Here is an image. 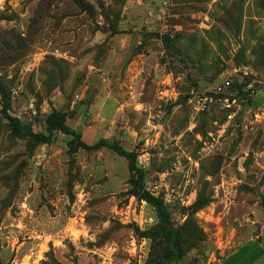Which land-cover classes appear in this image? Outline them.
I'll use <instances>...</instances> for the list:
<instances>
[{
	"label": "rangeland",
	"instance_id": "374dc122",
	"mask_svg": "<svg viewBox=\"0 0 264 264\" xmlns=\"http://www.w3.org/2000/svg\"><path fill=\"white\" fill-rule=\"evenodd\" d=\"M0 264H159L162 199L178 264H264V0H0ZM204 205L192 212L196 202Z\"/></svg>",
	"mask_w": 264,
	"mask_h": 264
},
{
	"label": "trees",
	"instance_id": "16d2710c",
	"mask_svg": "<svg viewBox=\"0 0 264 264\" xmlns=\"http://www.w3.org/2000/svg\"><path fill=\"white\" fill-rule=\"evenodd\" d=\"M74 3L81 5L83 0H73ZM0 101L1 112L8 122L12 133L20 137H29L37 144L51 143L53 133L60 131L72 135L68 141V153L72 154L79 149L88 151H96L100 148H108L120 156H124L128 160L130 170L137 175L136 183L141 185L143 179V172L134 164L135 155L128 151L120 142L101 138L93 144H86L81 139V133L71 130L67 124V116L60 110H53L45 118V132L34 133L26 131L22 127L20 119L10 113L11 100L8 92L3 84L0 83ZM144 200L152 204L159 213V224L153 231L140 232L141 237L151 238L157 245H161L159 257V264H178L183 255L196 244L189 245V235L182 227L173 226L172 216L162 199L154 197L150 193L142 192L141 195ZM204 203L196 201L192 205V212L200 209Z\"/></svg>",
	"mask_w": 264,
	"mask_h": 264
}]
</instances>
